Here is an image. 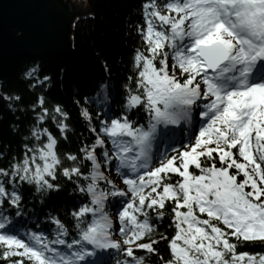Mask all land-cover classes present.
Instances as JSON below:
<instances>
[{"label":"snow or ice","instance_id":"obj_1","mask_svg":"<svg viewBox=\"0 0 264 264\" xmlns=\"http://www.w3.org/2000/svg\"><path fill=\"white\" fill-rule=\"evenodd\" d=\"M142 9L135 87L125 83L119 111L109 105L95 126L93 113L81 109L97 133L93 143L61 156L57 137L38 126L50 109L43 97L32 105H39L35 143L0 167V209H11L0 211L6 264H144L137 251L161 264H264V253L236 250L241 241L264 240V0H147ZM134 111L146 114L145 123ZM194 114L199 126L187 143L173 140L175 147L153 154L157 125L195 126ZM68 116L59 104L51 109L61 137ZM81 157L90 162L86 171ZM58 174L80 197L67 214L71 222L46 213L52 238L36 230L24 239L15 219L28 203L22 186L43 201L63 189ZM166 201L173 204L170 238L152 222L165 217ZM158 240H166L168 259Z\"/></svg>","mask_w":264,"mask_h":264},{"label":"trees","instance_id":"obj_2","mask_svg":"<svg viewBox=\"0 0 264 264\" xmlns=\"http://www.w3.org/2000/svg\"><path fill=\"white\" fill-rule=\"evenodd\" d=\"M53 1L66 13L71 12V0ZM144 3L147 0H86V13L73 23V51L70 54L58 58L51 55L44 59L23 58L11 74L0 81V167H8L21 158L25 143L30 147L35 143L30 132L38 124L34 112L39 105L37 109L32 107L38 97H43L45 106L50 109L46 122H39L38 126L48 128L57 137L58 154L78 152L84 145L94 142L97 133L89 130L88 122L80 115L81 109L86 108L93 113L95 126L109 105L113 113L119 111L123 104L124 84L135 86L132 58L135 49L145 47L136 31L137 24L143 25ZM105 64L110 71L105 69ZM29 72L30 75H26ZM44 76L49 77L46 83ZM129 76L133 77V81L128 80ZM6 95L20 99H7ZM57 104L69 113L66 138L60 136L56 122L51 119V109ZM99 152L98 149V155ZM81 163L82 170L86 171L90 162L81 157ZM172 177L174 182L176 175L172 174ZM57 182L63 185V189L51 193L43 201L32 187L22 186L23 201L28 203L24 206L23 215L15 217L19 221L17 227H36L48 234L55 225L44 218L46 213L71 222L67 214L80 199L79 194L71 193L74 185L59 174ZM172 206L171 201H166L165 217L152 220L157 225V235L166 234L170 238L174 234L175 225L170 213ZM6 208L1 210L11 212L10 208ZM155 247L164 259L169 258L166 240H158ZM236 250L264 253V240L241 241ZM137 254L144 255V264H161L156 254L148 255L140 251ZM0 264H6L2 256Z\"/></svg>","mask_w":264,"mask_h":264},{"label":"water","instance_id":"obj_3","mask_svg":"<svg viewBox=\"0 0 264 264\" xmlns=\"http://www.w3.org/2000/svg\"><path fill=\"white\" fill-rule=\"evenodd\" d=\"M70 13L53 0H0V81L23 58L65 57L73 23L86 13L85 0H71Z\"/></svg>","mask_w":264,"mask_h":264},{"label":"rangeland","instance_id":"obj_4","mask_svg":"<svg viewBox=\"0 0 264 264\" xmlns=\"http://www.w3.org/2000/svg\"><path fill=\"white\" fill-rule=\"evenodd\" d=\"M71 10H72V9H71ZM72 31H73V28H72ZM72 51H73V47H72V45H71V46H70V51H69L68 54H70ZM68 54H67V55H68ZM67 55H66V56H67ZM48 56H50V55H48ZM51 56H54V55H51ZM54 57H57V56H54ZM57 58H58V57H57ZM17 65H18V64H17ZM17 65H16V66H17ZM13 70H14V69H13Z\"/></svg>","mask_w":264,"mask_h":264},{"label":"bare ground","instance_id":"obj_5","mask_svg":"<svg viewBox=\"0 0 264 264\" xmlns=\"http://www.w3.org/2000/svg\"><path fill=\"white\" fill-rule=\"evenodd\" d=\"M71 42H72V40H71Z\"/></svg>","mask_w":264,"mask_h":264}]
</instances>
